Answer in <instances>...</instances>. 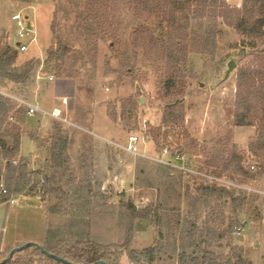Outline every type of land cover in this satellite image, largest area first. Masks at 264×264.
I'll return each instance as SVG.
<instances>
[{
    "label": "rangeland",
    "instance_id": "rangeland-1",
    "mask_svg": "<svg viewBox=\"0 0 264 264\" xmlns=\"http://www.w3.org/2000/svg\"><path fill=\"white\" fill-rule=\"evenodd\" d=\"M145 1H0V47L16 41L18 25L12 15L20 13L28 17L32 32L27 36L28 49L18 53L15 64L22 67L30 61L41 62L35 83L25 93L19 94L12 84L0 89L16 98L39 102L49 112L63 109L67 119L61 122L48 115L31 119L15 109L11 114L13 121L5 124L4 129L8 128L12 134L19 132L21 141L25 137L23 155L31 151L30 140L35 144L28 158L19 154L16 160H25L30 170L43 177L52 176L54 169L47 146L51 147L60 136L66 137L70 164L65 180H74L71 186L65 181L62 183L66 194L63 201L58 199L61 194L45 191L43 182L38 185L33 178L27 189L0 204V259L24 244L42 245L49 224L52 228L68 229L72 215L83 209L78 199L81 196L92 203L91 231L97 241L122 245L131 237L130 248L142 251L158 245L161 231L165 240L160 246L164 249L152 264H179L181 251L174 245L182 244L183 224L188 214L191 220L196 215L189 213L192 211L189 203L194 199L191 194L189 198L187 195L188 186L195 187L194 176L168 167L169 170L161 169L152 161L127 153L103 150L107 143L93 134L118 144H125L130 135H137L140 150L153 157L159 156L164 145L174 147L182 152L183 162L195 170L207 172L211 171V164L220 165L216 170L238 184L237 190L256 195V190L264 191V176L256 175L253 180L239 183L230 178L232 170H225L223 166L235 148L244 166L264 162V157L253 154L250 147L258 136L256 128L234 125L238 71L259 65L258 56L253 53L264 49V43L258 42V49L253 50L246 45L249 41L244 36L219 19L215 46L211 45L204 53L191 40H186V61L176 69L169 64L166 44L157 43L162 22L166 41L173 30L168 24L171 8L159 9V4L164 7L171 1L148 0V7L144 8ZM225 1L232 8L243 6V0ZM176 15L182 17L179 12ZM33 37L35 40L31 41ZM61 43L69 51L63 59L53 62L49 70L45 64L48 52L58 49ZM230 61L237 67L225 79ZM50 76H53L52 81ZM172 76L178 88L171 96H166L165 84ZM174 100H180V111L184 113V120L176 127L164 122L166 104ZM112 111L116 121L111 118ZM83 147L100 150L91 152L94 161L88 153L90 159L86 167L80 161L85 154ZM100 153L104 155L102 159ZM169 174L172 180L168 179ZM87 181H91L93 187L89 194ZM77 190L79 194L75 195ZM260 197L262 204L264 196ZM12 198L18 200L16 204H10ZM128 204L138 211L151 207L157 210L162 225L156 227L136 219L133 230L128 232L132 223L126 208ZM197 206L202 224L211 217L202 204ZM230 206L224 229L236 218ZM240 218L247 221L243 234L228 233L215 243L223 248L212 247V251L230 259L231 264H264L263 219H256L248 206L240 213ZM211 224L220 226L216 222ZM223 261L218 259V262ZM35 264L43 263L38 259ZM121 264H128V260L123 258Z\"/></svg>",
    "mask_w": 264,
    "mask_h": 264
},
{
    "label": "trees",
    "instance_id": "trees-1",
    "mask_svg": "<svg viewBox=\"0 0 264 264\" xmlns=\"http://www.w3.org/2000/svg\"><path fill=\"white\" fill-rule=\"evenodd\" d=\"M170 1L171 3L165 4L164 7L159 4V9L171 8L168 24L173 30L168 33L166 41L162 22L160 24L161 33L157 34V43L166 44L168 49L167 59L169 64L171 63L176 69L186 61V40H191L204 53L209 50L211 45L215 46L219 19H222L224 25L233 28L237 33L244 36L249 41L244 44L253 50L258 49V42L264 43V0H243L241 8H232L225 0ZM147 2L144 8L148 7ZM178 12L182 14L181 18H177L176 14ZM181 34L183 37L180 36ZM68 51L69 49L63 46L62 43L58 49H51L45 61L47 68L51 70V64L63 59ZM18 53L19 50L15 48L13 43H6L3 47H0V87L7 88L12 84L20 92L19 94H23L35 83L41 62L30 61L22 67H17L15 62ZM253 54L258 56L259 65L257 67H242L238 71L234 125L236 127L256 128L258 136L254 143L258 148L254 147L253 143L250 146L251 151L255 155L264 157V49L256 50ZM165 87L166 96L175 93L178 88L176 78L174 76L168 78ZM0 91L2 90L0 89ZM180 106V100H174L166 104L165 123L172 124L174 127L182 123L184 113L180 111L182 109ZM15 109H18L16 111L18 113L26 114L25 107L20 106L17 101L0 94V183L4 181L9 191L7 195H3L0 190V204L7 202L12 196H18L17 194L27 189L34 180L37 181L38 185L41 184V173L30 170L25 160H20L17 164H14L20 154L21 134L19 132L12 134L8 128L4 129V126L5 124L10 125L9 121H13L14 118L11 114ZM110 115L113 121L117 120L114 111ZM68 143V138L60 136L50 147L54 173L52 176L44 175L43 182L45 191L61 194V196H58L60 201L66 199L64 189L61 187L62 183L65 181L68 186L74 184V180H65V174L68 172L70 164ZM166 146H162L161 149ZM83 150L85 154L80 161L86 167L89 159L88 153H91V148L84 147ZM111 150L120 153L113 148ZM181 151L183 150L181 149ZM236 152V148L235 151H230L223 165L225 170H232L231 179L239 183H245L246 179L253 180L256 175L264 176V162H256L254 166L258 169V172H251L249 167L243 165V158ZM157 165L161 169L169 170L163 165ZM219 167L221 166L211 164L209 166L211 171L209 172L221 176L223 172L216 170ZM236 176L243 177L245 180H241ZM160 177L162 178V175ZM167 177L172 180L173 176L169 174ZM193 180L195 187L188 186L187 195L189 198L191 194L194 199L193 202H188L189 207L192 208L189 213L196 215L194 220H191L188 214L183 224L182 244L180 247L174 245L176 250L181 251L178 262L179 264H223L224 261H227L226 264H231L230 259L223 258L222 254L218 256L215 251H212V247L223 248L221 245L215 246V243L223 240L228 233L235 234L238 228L247 225V221H242L240 218V213L244 211L246 206H248L249 211H252V214H255L256 219L262 218L260 213L262 199L256 194L211 185L201 178L194 177ZM35 186H32V188ZM86 188L88 194L92 193L91 181L86 182ZM81 190L84 191L83 188ZM77 194H79L78 190L75 192V195ZM78 199L83 209H79L78 213L75 214L76 216L72 215L74 217L71 218L72 223L68 229L62 227L52 228L49 224L43 246L50 253L78 264H95L99 260H104L108 264H121L123 258L128 260V264H152L162 253L164 246H160V244L164 243L165 236L161 231L159 232L158 245L142 251L130 248L131 237L122 245L103 244L97 241L92 236L91 231L94 216L93 208H90L92 203L87 197L80 196ZM198 204H202L205 209L209 210L211 220L208 219L201 224V217L198 216L200 212ZM229 204L232 213L236 214V218H234L233 224L224 229L225 215ZM126 208L130 212L132 221L128 232L133 230V221L136 219L143 220L156 227L162 225L161 214L157 210H152V207L144 211H138L134 205L128 204ZM178 222L179 220H177ZM212 222L219 223L220 226L214 227L211 224ZM10 252L11 250L7 256L0 259V262L5 260ZM219 258L224 261L218 262ZM238 258L241 261L243 259L241 256ZM38 259L43 264H63L42 254L36 247L17 253L6 264H35Z\"/></svg>",
    "mask_w": 264,
    "mask_h": 264
},
{
    "label": "built area",
    "instance_id": "built-area-1",
    "mask_svg": "<svg viewBox=\"0 0 264 264\" xmlns=\"http://www.w3.org/2000/svg\"><path fill=\"white\" fill-rule=\"evenodd\" d=\"M12 20L16 22L18 25V29L16 32V41L14 42V46L16 42H20V46L19 47L15 46V48L18 49L19 52H24L28 49V40L30 39H28L27 36L30 32H32V27L31 29H29V25H31V23L28 21V17H24L20 13L13 14ZM34 40H35V37L31 39V41H34ZM49 79L52 81L53 76H50ZM0 94L16 100L20 104V106L25 107L26 115L29 118H35L38 115H43V116L48 115L58 121L67 122V119L64 117V114L61 109L55 108L53 111L49 112L39 102L16 98L2 91H0ZM93 135L99 139H102L103 141H105V143H107L108 146L113 147L114 149L120 152L127 153L135 157L148 159L159 165H163L170 169L177 170L186 175H192L194 177L201 178L211 185H215L217 187H224L227 189H232V187H234L233 189H237L240 187L238 184L234 183L233 181L231 180L229 181L225 179L224 177L219 176L215 173H211L209 171L205 172L203 170H198V169L195 170L193 167H190L188 164L183 162V159H184L183 154L180 151L175 150L174 147H168V146L163 147L160 150L159 156L153 157V156H149L148 154L140 150L139 145L141 142H140V137H138L137 135H130L128 142L125 144H118L100 135H96V134H93ZM17 163L18 161L15 160L14 164H17ZM247 167H249L250 170L256 169L254 165L252 166L247 165ZM41 182H44V177L42 175H41ZM0 190L3 195H7L9 193L7 187L4 185L3 182L0 183ZM255 192L259 196H264V191L256 190ZM17 201L18 200L16 198H12L10 200V204H16ZM260 213L264 221V203L260 205ZM243 231H244V228L240 227L236 230L235 234L238 236H241L243 234Z\"/></svg>",
    "mask_w": 264,
    "mask_h": 264
},
{
    "label": "water",
    "instance_id": "water-1",
    "mask_svg": "<svg viewBox=\"0 0 264 264\" xmlns=\"http://www.w3.org/2000/svg\"><path fill=\"white\" fill-rule=\"evenodd\" d=\"M29 29H31V25H29ZM15 46L16 47H19L20 46V42H16L15 43ZM237 65L234 61H230L228 63V70L226 71V74H225V79H228L230 74L236 69ZM32 247H36L38 248L42 254L46 255L47 257L53 259V260H56L57 262H61L63 264H78V263H73V262H70L69 260L65 259V258H62L56 254H53V253H50L49 251H47L43 245H40L38 243H34V242H30V243H27V244H24L23 246H19V247H16V248H13L9 254V256L3 260L2 262H0V264H6L8 263L9 261H11L14 256L17 254V253H20L22 251H24L25 249H30ZM95 264H108L106 261L104 260H99L97 261Z\"/></svg>",
    "mask_w": 264,
    "mask_h": 264
},
{
    "label": "crops",
    "instance_id": "crops-1",
    "mask_svg": "<svg viewBox=\"0 0 264 264\" xmlns=\"http://www.w3.org/2000/svg\"><path fill=\"white\" fill-rule=\"evenodd\" d=\"M58 109H60V108H58ZM61 110H62V112L64 113V110H63V109H61ZM31 119H32V118H31ZM81 129H82V128H81ZM84 131L88 132V131L85 130V129H84ZM24 138H25V137H23V138H22V141H21L20 155H21L22 157H26V158H28L29 155L31 154V152H33L32 150L35 149V144H34V142H33L32 140L29 139V140H30L31 147H32L33 149L31 148V151H29V154H27V155H23L22 152H21V149H22V144H23V140H24ZM105 146H106V145H105ZM47 147L50 149L49 146H47ZM106 147H107V148H106ZM106 147L103 146L101 149H103V150L105 149V150H108V151H109V149H111L110 146H106ZM44 149H46V148H44ZM83 149H84V147H83ZM92 151H94V153H95V151H100V150H99V149L96 150V147H94V148L92 147V148H91V152H92ZM90 154H91V153H90ZM100 154H101V153H100ZM93 155H94V154H91V159H93V161H94ZM103 156H104L103 154H101V157H100V155H99V157H100L101 159L103 158ZM88 158L90 159V157H88ZM42 245H43V244H42Z\"/></svg>",
    "mask_w": 264,
    "mask_h": 264
}]
</instances>
